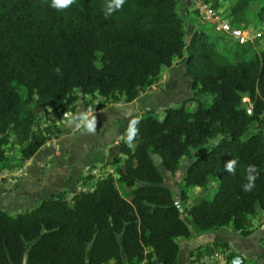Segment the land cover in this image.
Instances as JSON below:
<instances>
[{"label":"trees","instance_id":"1","mask_svg":"<svg viewBox=\"0 0 264 264\" xmlns=\"http://www.w3.org/2000/svg\"><path fill=\"white\" fill-rule=\"evenodd\" d=\"M179 1L125 0L105 18L106 0H74L65 10L51 0H0V171L11 136L19 167L61 134L56 119L74 112L79 97L98 109L131 102L175 59L191 79L186 102L198 100L192 111L185 103L165 108L161 119L154 110L140 117L134 145L123 139L111 161L117 178L87 175L85 188L43 198L16 215L0 211V264H175L177 239L191 236L183 212L199 234L225 226L251 233L249 219L264 210V51L249 55V41L220 45L205 29L187 42ZM261 1L237 0L225 17L247 25L244 11ZM211 6L220 8L216 0ZM258 18L264 21V5ZM214 138L185 170L179 212L162 170L174 174L183 157ZM230 158L238 160L235 175L224 168ZM249 164L260 174L245 192ZM213 179L212 199L187 206L188 189H205ZM220 246L226 244L200 246L191 255L198 260Z\"/></svg>","mask_w":264,"mask_h":264},{"label":"crops","instance_id":"2","mask_svg":"<svg viewBox=\"0 0 264 264\" xmlns=\"http://www.w3.org/2000/svg\"><path fill=\"white\" fill-rule=\"evenodd\" d=\"M191 4L192 0H180L178 6L184 13L187 35L190 38L200 29L189 14ZM181 60L175 59L171 66L163 68L162 84L159 80L131 102L107 103L98 109L85 107L84 99L79 97L75 102L74 112L68 113L91 109L97 117L95 134H81L74 128L66 129L63 120L57 121L61 129L59 136L48 140L16 171H0V211L8 213L10 208H14L19 212L25 206L33 209L43 198L61 191H75L89 186L91 181L83 182L82 178L90 175L95 179L93 173H97V170L98 174H112L116 178L117 166L111 161L118 153L129 122L135 117H142L143 112L149 110L163 111L170 106L185 104L186 99L191 96V79L185 74ZM155 85H159L158 90H153ZM181 88H185L182 93L179 92ZM174 92L179 98L176 101L172 100ZM119 166L122 167V164ZM4 177H7L6 180ZM248 228L251 230L249 235L241 234L231 226L219 227L202 234L193 229L188 239L195 235L197 243L190 245L186 239L184 245H181L178 241L179 253L175 264H193L195 256L192 257L191 253L196 248L205 245L214 247L216 243L226 244V247H220L241 253L247 260L246 264H264V210H258L249 219Z\"/></svg>","mask_w":264,"mask_h":264},{"label":"rangeland","instance_id":"3","mask_svg":"<svg viewBox=\"0 0 264 264\" xmlns=\"http://www.w3.org/2000/svg\"><path fill=\"white\" fill-rule=\"evenodd\" d=\"M214 2H215V0H208L207 3H209L211 5ZM236 2H237V0H216V3L220 7V9L223 10L224 13L228 12V10H230V6L234 5ZM263 5H264V1H261L258 3H252L251 2L248 5L247 9L244 11V16L249 20V23L247 25H245L244 23L239 25L241 28H243L242 30L246 31V36L248 38V39H245L243 42L249 41L251 43V51H250L249 55L264 51V21H261L258 18V10ZM190 7L192 10L190 9ZM190 7H189V14L191 15L196 27L200 28L199 30L205 29L207 31L209 37L211 39H217L218 44H220V45L228 44L229 46H234L235 39L233 40V38L223 36V35L215 32L209 24L200 23L199 18L197 16L196 12L194 11L193 3L190 5ZM178 12L181 15V17L185 18V16H183L184 13L182 12V10H180V8H178ZM189 40H190V37L188 34V35H186V41L188 42ZM163 72H164V69L161 71V77H162V74H164ZM161 77L159 80H160V83L162 84ZM158 88H159V85H155L153 90H158ZM184 89L185 88H181L179 92L182 93L184 91ZM189 90L190 89L188 88V91ZM19 91L21 93H23L22 89H20ZM87 98H89V96H87ZM176 99H179V98H178V95L174 92V95L172 94V100L176 101ZM201 100L204 102L205 106H208L211 102V96L207 94L206 96L201 97ZM243 101L248 102V98H243ZM178 105H180V104H178ZM178 105H176V106H178ZM197 105H198V100L193 99L191 101L186 102L185 107L187 110L192 111L193 109L196 108ZM247 108L248 109L250 108L249 103L247 104ZM63 114H60L58 116V118L56 119L58 122L62 120ZM143 115H146V113L143 112ZM154 116L161 119L164 116V113H163V111L157 109L154 113ZM262 122H263V120H261V122L258 123L256 126H260L262 124ZM65 128L68 129V127H66V126H65ZM251 131H252V129L249 131V133ZM217 140H218L217 138L210 139L205 145L193 149L192 153L189 156H185L180 160L179 168L176 170V172L174 174H171L167 171L162 170V172L165 176L164 184L166 186L170 187V189L175 194V197H179L180 186L183 183V176L185 174V170L188 167V165L193 161V159L197 155L201 154L203 151L210 149L217 142ZM6 150H7V154H8L9 158H8V161H6L4 163L3 170L7 169V170L16 171V168H17L16 166L18 165V159H19L20 152H19V145L16 143L13 136L10 137V143H9L8 147L6 148ZM155 160H156L155 162L158 164V158H155ZM93 174H95L94 176H96L95 179L104 175L103 173L98 174V170H97V173L94 172ZM5 175H7V174H5ZM117 177L118 176H116V178ZM4 178L6 180L7 177H4ZM95 179H93V180H95ZM116 185H117V188L122 192L118 182H116ZM217 188H218V180L217 179H213L210 182V184L208 185V187L205 189H203L201 187L189 188L187 191L188 199L186 201V205L189 206L194 201H197L200 198H205L207 200L212 199ZM28 209H30V207L25 206V207L21 208V210H19V212H17V209L15 210L14 208H10V212H8V213H10L11 215H16V213H21V212H24L25 210H28ZM182 217H183V220L189 225L190 229L193 230V226H192V223L190 221V218L187 217L185 212L182 213ZM184 240H186V239L185 238H178L177 239V241H180L181 245H184V242H185ZM188 241L190 242V245H195L197 243L195 235L192 238L188 239ZM201 241H203V239ZM193 256H195V255L193 254L192 257ZM198 262H199V260H195L193 262V264H201L200 262L199 263ZM250 263L251 262H249V264Z\"/></svg>","mask_w":264,"mask_h":264},{"label":"clouds","instance_id":"4","mask_svg":"<svg viewBox=\"0 0 264 264\" xmlns=\"http://www.w3.org/2000/svg\"><path fill=\"white\" fill-rule=\"evenodd\" d=\"M73 3L74 0H51V6L57 10H65L69 8ZM124 4H125V0H106V4L103 10L105 18L111 17L115 12L119 11ZM55 71L57 74H62L61 69L59 67H57ZM139 119H140L139 117L133 118L129 122V125L126 129L124 139L129 147H132L134 145L135 137L139 132V128H138ZM62 120L66 127L74 128L76 131L80 132L81 134H95L97 130V117L92 113L91 109L78 110L76 113H71V114L65 112L63 114ZM237 165H238V160L236 158H230L225 162L224 168L229 174L235 175L237 170ZM245 172H246V183L242 185V189L245 192H250L255 188L256 186L255 182L258 179L260 173L255 164H249ZM233 253L236 254L235 250L234 251L232 250V254ZM200 259L198 260L200 261Z\"/></svg>","mask_w":264,"mask_h":264},{"label":"built area","instance_id":"5","mask_svg":"<svg viewBox=\"0 0 264 264\" xmlns=\"http://www.w3.org/2000/svg\"><path fill=\"white\" fill-rule=\"evenodd\" d=\"M192 3L200 23L209 24L217 33L233 38L235 41L243 42L248 39L246 31L240 26H233L220 8L215 9L204 0H192ZM231 253V248L216 249L203 254L200 262L203 264H232L229 260Z\"/></svg>","mask_w":264,"mask_h":264},{"label":"water","instance_id":"6","mask_svg":"<svg viewBox=\"0 0 264 264\" xmlns=\"http://www.w3.org/2000/svg\"><path fill=\"white\" fill-rule=\"evenodd\" d=\"M80 94V93H79ZM251 110L248 109V112H250ZM175 205L177 206L179 212H183V207L181 205V200L179 197H175ZM235 256L232 258L231 262L232 264H246L247 260L246 258L241 254L239 253L238 251L235 250ZM25 264V262H24Z\"/></svg>","mask_w":264,"mask_h":264}]
</instances>
